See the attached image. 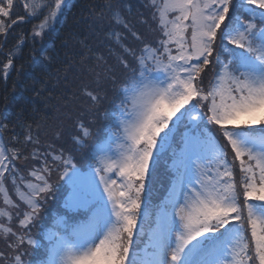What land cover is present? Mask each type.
Listing matches in <instances>:
<instances>
[{"label":"snow or ice","instance_id":"snow-or-ice-1","mask_svg":"<svg viewBox=\"0 0 264 264\" xmlns=\"http://www.w3.org/2000/svg\"><path fill=\"white\" fill-rule=\"evenodd\" d=\"M68 7L0 0V48L38 20L14 37L5 82L28 42L34 68L53 60L45 42ZM104 7L119 54L80 42L96 61L80 94L90 113L107 102L103 127L79 119L68 150L26 154L30 126L20 147L0 138V264H264V0H144L151 40L130 2Z\"/></svg>","mask_w":264,"mask_h":264},{"label":"trees","instance_id":"trees-1","mask_svg":"<svg viewBox=\"0 0 264 264\" xmlns=\"http://www.w3.org/2000/svg\"><path fill=\"white\" fill-rule=\"evenodd\" d=\"M125 2H130L132 9L129 14L127 8H124L123 14L132 24H137V29L151 40L153 36L149 27L138 24L140 12L144 11L145 15H148L141 7L144 0ZM70 3L71 7L63 10L55 30L50 32L46 39L45 47L48 44L53 45V60L47 67L45 69L33 67L30 55L32 44L28 42L16 54L14 67L10 70L7 81L5 82L0 75V116L5 112L10 113L5 121L9 128L0 131V138L9 146L20 147V144L11 141V137L15 134L23 141V136L30 126L34 139H38L39 143L27 145L26 154H30L33 148L40 152L70 149L71 135L75 133L74 124L79 119H83L85 123L95 121L94 129H101L106 123L104 112L108 107L107 102L100 106L98 112L90 113L86 111L89 107L88 101L80 94L83 84L94 87L92 81L96 64L95 59H87L89 55L87 49L80 42L87 41L97 54L109 56L110 48L119 54L117 45L106 35L108 29L107 9L104 7L106 0H70ZM113 3H116V0H113ZM17 11L23 14L22 8H18ZM101 11L106 13L103 28L94 22L95 15ZM37 22L38 20L33 19L29 23L15 27L13 34L8 37V43L0 49V71L2 64L7 62L8 52L16 43L14 37L29 32ZM126 42L140 46L131 39ZM109 63L116 64L114 56L109 57ZM69 66L71 70L66 71ZM31 166L29 163L24 168ZM166 182L162 162L160 184L157 185L158 191L154 196L162 194L163 184ZM9 187L11 188L10 184ZM69 189L65 185L63 194L67 195ZM50 223V220L46 221L45 227ZM32 231L35 234L37 229L33 228ZM6 250V243L0 239V251ZM31 259V256L25 257V260Z\"/></svg>","mask_w":264,"mask_h":264},{"label":"rangeland","instance_id":"rangeland-1","mask_svg":"<svg viewBox=\"0 0 264 264\" xmlns=\"http://www.w3.org/2000/svg\"><path fill=\"white\" fill-rule=\"evenodd\" d=\"M258 127V126H257ZM71 190V189H70ZM141 247H142V245H141Z\"/></svg>","mask_w":264,"mask_h":264},{"label":"water","instance_id":"water-1","mask_svg":"<svg viewBox=\"0 0 264 264\" xmlns=\"http://www.w3.org/2000/svg\"><path fill=\"white\" fill-rule=\"evenodd\" d=\"M1 49V48H0Z\"/></svg>","mask_w":264,"mask_h":264}]
</instances>
